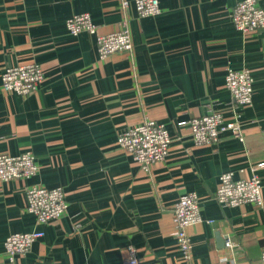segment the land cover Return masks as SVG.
Masks as SVG:
<instances>
[{"label":"crops","instance_id":"1","mask_svg":"<svg viewBox=\"0 0 264 264\" xmlns=\"http://www.w3.org/2000/svg\"><path fill=\"white\" fill-rule=\"evenodd\" d=\"M0 0V76L35 63L44 74L36 93L8 94L0 79V155L32 152L39 172L0 181V264L13 233L42 231L13 264H125L128 248L144 264H255L264 249V30L237 31L230 11L241 0H159L160 14L138 18L132 0ZM264 8V0H256ZM88 13L98 32L127 22L132 52L98 59L95 36H71L65 21ZM227 69L250 71L252 103L237 106ZM210 111L241 124L242 139L224 133L196 146L189 121ZM155 121L171 136L165 161L149 173L116 140L127 128ZM260 179L262 208L222 207L219 177ZM60 187L68 204L59 220L37 225L24 210L27 187ZM195 193L201 223L175 237L173 207ZM225 238L220 244L216 234ZM229 240L230 246H226Z\"/></svg>","mask_w":264,"mask_h":264},{"label":"built area","instance_id":"2","mask_svg":"<svg viewBox=\"0 0 264 264\" xmlns=\"http://www.w3.org/2000/svg\"><path fill=\"white\" fill-rule=\"evenodd\" d=\"M138 18L158 16L161 12L159 0H132ZM256 0H241L230 11V20L234 28L242 35L248 36L264 30V8L257 5ZM121 9L125 10L129 4L122 0ZM67 32L75 37L81 33L95 36L98 59L105 60L115 53L132 52V40L127 22L113 32L99 33L88 13L75 14L65 21ZM44 80L42 68L37 64L11 66L1 75V89L6 93H16L26 97L34 93ZM225 89L229 92L233 102L242 108L252 103V77L247 69H227L225 75ZM179 126H187L191 138L196 146L216 143L221 135L230 133L232 137L242 139L241 124L238 121H226L223 115L210 111L203 115L192 117L189 121H181ZM117 145L129 155L144 173H149L156 163L166 160L170 151L171 136L165 125L155 121H145L131 126L119 133ZM33 153L25 151L12 156L0 155V181L12 179H29L39 171ZM231 173H223L219 177L215 191V199L222 207H239L246 203H253L262 208L261 183L255 174L245 179L234 180ZM25 207L27 213L35 217L37 225L48 224L62 218L68 208L65 193L60 187L46 188L32 185L25 191ZM200 200L195 193H187L178 198L173 207V221L176 226L175 237L181 252L185 257L190 253V242L185 230L202 222L200 214ZM44 233L32 231L27 233H13L4 241V255L9 264L28 253L32 245ZM226 246H230L229 240ZM125 264H144L136 255L133 247L128 248ZM152 264V263H149ZM264 264V249L261 251L260 261Z\"/></svg>","mask_w":264,"mask_h":264},{"label":"rangeland","instance_id":"3","mask_svg":"<svg viewBox=\"0 0 264 264\" xmlns=\"http://www.w3.org/2000/svg\"><path fill=\"white\" fill-rule=\"evenodd\" d=\"M75 37H76V36H75ZM28 64H32V63H28ZM34 64H35V63H34ZM18 65H22V64H17L16 66H18ZM24 65H27V64H24ZM11 66H15V65H11ZM11 66H10V67H11ZM6 68H8V67H6ZM6 68L3 69L2 73L5 71ZM2 73H1V75H2ZM0 79H1V76H0ZM43 81H44V80H43ZM36 91H37V90H36ZM36 91H35L34 93H36ZM5 93H6V92H5ZM34 93H32V94H34ZM8 94H14V93H8ZM15 94H16V93H15ZM32 94H30V95H32ZM20 96H21V95H20ZM28 96H29V95H28ZM21 97H22V96H21ZM26 97H27V96H26Z\"/></svg>","mask_w":264,"mask_h":264},{"label":"water","instance_id":"4","mask_svg":"<svg viewBox=\"0 0 264 264\" xmlns=\"http://www.w3.org/2000/svg\"><path fill=\"white\" fill-rule=\"evenodd\" d=\"M216 236H217V239H218V241L220 242V244H223L225 238H221L220 235H219V233H217Z\"/></svg>","mask_w":264,"mask_h":264}]
</instances>
